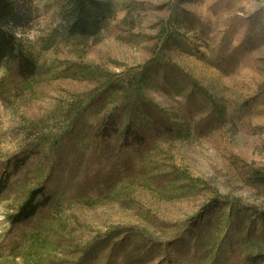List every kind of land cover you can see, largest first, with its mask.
Masks as SVG:
<instances>
[{"label": "rangeland", "instance_id": "obj_1", "mask_svg": "<svg viewBox=\"0 0 264 264\" xmlns=\"http://www.w3.org/2000/svg\"><path fill=\"white\" fill-rule=\"evenodd\" d=\"M13 1L0 264H264V0Z\"/></svg>", "mask_w": 264, "mask_h": 264}, {"label": "trees", "instance_id": "obj_2", "mask_svg": "<svg viewBox=\"0 0 264 264\" xmlns=\"http://www.w3.org/2000/svg\"><path fill=\"white\" fill-rule=\"evenodd\" d=\"M107 4L102 0H67L66 22L69 34L72 36H93L105 17ZM24 19L13 0H0V65L8 60L19 63L20 75L30 77L36 72V65L16 48V32L12 26H17ZM18 51V54H16ZM5 188L0 184V198ZM40 190L32 193L28 202L21 207L18 214L12 217L14 223L29 220L41 207L38 199Z\"/></svg>", "mask_w": 264, "mask_h": 264}]
</instances>
